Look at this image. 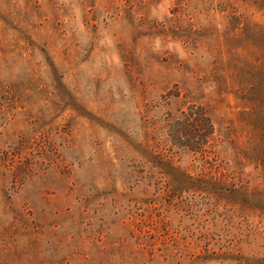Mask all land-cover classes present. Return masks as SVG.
<instances>
[{"label":"rangeland","instance_id":"1","mask_svg":"<svg viewBox=\"0 0 264 264\" xmlns=\"http://www.w3.org/2000/svg\"><path fill=\"white\" fill-rule=\"evenodd\" d=\"M0 264H264V0H0Z\"/></svg>","mask_w":264,"mask_h":264}]
</instances>
